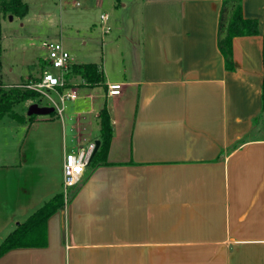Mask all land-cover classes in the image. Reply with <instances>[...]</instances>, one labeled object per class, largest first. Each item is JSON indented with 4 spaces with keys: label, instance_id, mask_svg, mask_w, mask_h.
<instances>
[{
    "label": "crops",
    "instance_id": "crops-1",
    "mask_svg": "<svg viewBox=\"0 0 264 264\" xmlns=\"http://www.w3.org/2000/svg\"><path fill=\"white\" fill-rule=\"evenodd\" d=\"M112 1L118 33L84 61L102 83H79L61 114L11 118L22 131L0 160V240L61 192L65 153L100 141L103 105L105 160L67 189L44 245L0 264H264V0H241L258 26L232 39L233 68L217 44L223 0ZM1 74L5 86L31 72Z\"/></svg>",
    "mask_w": 264,
    "mask_h": 264
},
{
    "label": "rangeland",
    "instance_id": "rangeland-1",
    "mask_svg": "<svg viewBox=\"0 0 264 264\" xmlns=\"http://www.w3.org/2000/svg\"><path fill=\"white\" fill-rule=\"evenodd\" d=\"M23 1L28 4V10L24 16L14 15L9 18L8 14L0 17L3 36L0 50L2 64L0 71L4 82L15 80L12 78L15 77V74L17 76L20 73L31 72V74L29 77H21L16 82L6 83L4 86L6 89L16 83L39 76L41 71L38 69V59L48 55L47 49L42 45L43 40L61 39L65 48L75 57V61L84 62L89 61L96 51L99 53L103 39L106 40L118 33L112 0ZM101 13H109L107 24L102 23ZM134 16L132 15L133 18ZM109 24L110 30L108 33H104V28L106 29V25ZM9 66L13 68L11 72L8 71ZM70 81L71 85L68 88L79 86L78 76H73ZM34 101L43 104L45 102L38 98L26 99L18 102L14 110L24 115L30 102ZM65 103H68V100ZM72 107L74 106L72 105ZM79 116L84 117L85 114ZM2 119L0 121V155L3 154V156L0 157V160L4 157L9 159L12 150L17 149L16 144L22 131L21 125L16 124L8 115H4Z\"/></svg>",
    "mask_w": 264,
    "mask_h": 264
},
{
    "label": "trees",
    "instance_id": "trees-1",
    "mask_svg": "<svg viewBox=\"0 0 264 264\" xmlns=\"http://www.w3.org/2000/svg\"><path fill=\"white\" fill-rule=\"evenodd\" d=\"M28 10V4L23 0H1L0 1V17L6 15H16L22 17ZM220 19L218 24V38L217 44L219 50L222 51L225 60V66L227 68L232 67V50L231 42L235 36L245 34L257 33L258 21L257 19L245 17L242 14L241 0H223L219 13ZM0 37H1V23H0ZM0 50H1V38H0ZM44 59H40L38 62L39 70L44 67ZM1 66V60H0ZM263 66H264V37H263ZM32 68V67H31ZM78 76L80 83L87 86L98 85L102 83L103 74L99 69L98 64L94 62L76 63L72 62L67 69V73L64 74V86L68 88L71 85L70 78ZM33 79H37L34 77ZM33 79H27L20 83H26L33 81ZM13 85L9 88H5L3 82L0 79V118L4 115H8L14 120H23V115L14 110L15 105L26 99H34L38 97V92L29 88ZM53 111L49 115H55ZM36 115H29L27 121L34 120ZM98 122L100 123L99 131V144L97 148L91 154V158L88 162L92 166L101 164L105 160V154L111 137V122L109 121V115L106 105H103L99 111ZM68 193V191H67ZM66 193V194H67ZM65 193L61 192L53 194L52 197L43 201L36 210L27 215L24 219L15 224L14 228L9 230L3 238L0 240V256L4 252L19 248L20 246H37L44 245L46 239V222L47 219L59 209H62L64 203ZM67 199L69 195H66Z\"/></svg>",
    "mask_w": 264,
    "mask_h": 264
},
{
    "label": "built area",
    "instance_id": "built-area-1",
    "mask_svg": "<svg viewBox=\"0 0 264 264\" xmlns=\"http://www.w3.org/2000/svg\"><path fill=\"white\" fill-rule=\"evenodd\" d=\"M100 18L105 19L106 14H101ZM43 45L47 49L48 55L44 58L45 64L41 73L37 76V79L26 83H19L18 85L36 90L38 92L37 98L45 100L44 104L37 102L38 104L52 105L56 114H61L65 101L78 97L76 88H66L64 86V74L67 73L69 65L73 62L72 55L69 54L61 39L45 40ZM106 87L107 94L109 95L119 94L120 92V83H108ZM94 150L95 142L89 141L86 144L76 146L64 154L62 191L65 194L68 188L81 180L84 169Z\"/></svg>",
    "mask_w": 264,
    "mask_h": 264
},
{
    "label": "water",
    "instance_id": "water-1",
    "mask_svg": "<svg viewBox=\"0 0 264 264\" xmlns=\"http://www.w3.org/2000/svg\"><path fill=\"white\" fill-rule=\"evenodd\" d=\"M12 16L9 15V18H11ZM28 109H27V112L26 114L29 116V115H44V116H47L49 115L51 112L54 111V106H48V105H40L38 104L36 101L34 102H31L29 105H28ZM99 144V140H97L95 142V149L97 148Z\"/></svg>",
    "mask_w": 264,
    "mask_h": 264
},
{
    "label": "snow or ice",
    "instance_id": "snow-or-ice-1",
    "mask_svg": "<svg viewBox=\"0 0 264 264\" xmlns=\"http://www.w3.org/2000/svg\"><path fill=\"white\" fill-rule=\"evenodd\" d=\"M77 171H79V169H77Z\"/></svg>",
    "mask_w": 264,
    "mask_h": 264
}]
</instances>
